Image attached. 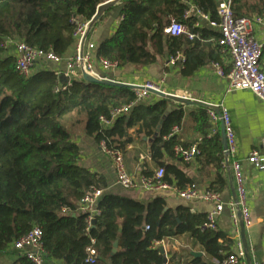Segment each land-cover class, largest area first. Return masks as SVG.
I'll return each instance as SVG.
<instances>
[{"label": "trees", "instance_id": "trees-1", "mask_svg": "<svg viewBox=\"0 0 264 264\" xmlns=\"http://www.w3.org/2000/svg\"><path fill=\"white\" fill-rule=\"evenodd\" d=\"M107 1L0 0V254L9 252L15 241L39 226L45 256L64 264H163L160 243L184 234L210 260L191 256L181 262L174 254L170 262L213 264V258L220 262L231 252L234 240L210 228L207 214L183 207L164 211L163 197L145 203L107 191L103 175L78 163L81 149L72 139L71 129L83 126L84 133L99 146L104 142L107 148L125 154L144 137L153 138L163 120L150 145V157L157 168H164L162 180L183 190L193 182L171 160L178 159L177 145L186 146L173 134L174 127L183 124L184 104L165 97L137 102L132 88L89 83L83 77L69 85L56 70L40 67L33 71L39 63L29 75L16 70V55L9 52L8 40L24 41L65 58L76 44L77 21L91 20ZM117 3L121 21L115 33L97 46L98 58L116 61L120 68L145 67L182 53L184 77L210 62L229 72L230 67L222 65V59L230 55L218 44L220 34L196 26L200 21L197 14L186 15L195 6L219 21L217 0H118L110 9ZM249 10L247 0H234L236 18H253ZM172 20L199 37L189 40L169 35L166 28ZM208 38L215 45L209 52L200 50L202 40ZM128 104H133L128 115L111 119L114 108ZM198 106L192 116L203 138L196 157L215 169L209 190L222 193L227 182L220 120L211 117L210 108ZM169 108L171 112L166 114ZM103 119L111 123L107 125ZM142 174L153 176L154 172L143 166ZM92 189L103 191L94 225L80 205ZM116 241L118 250L111 256ZM89 248L96 250L94 262L88 261ZM14 254L13 264H35L18 251Z\"/></svg>", "mask_w": 264, "mask_h": 264}, {"label": "crops", "instance_id": "crops-1", "mask_svg": "<svg viewBox=\"0 0 264 264\" xmlns=\"http://www.w3.org/2000/svg\"><path fill=\"white\" fill-rule=\"evenodd\" d=\"M117 2L118 0H111ZM250 10L248 13L253 18H264V0H247ZM119 3L104 14L102 19L90 31L88 40L96 46L106 38L111 37L120 21L121 13ZM195 7V6H191ZM190 7V15H196L195 10ZM199 17V16H198ZM199 25H204L211 30L217 31L209 26L203 18L197 22ZM196 23V26L198 24ZM219 33V32H218ZM254 35L257 40L263 45V53L261 66L264 69V25L256 24L254 26ZM213 40L210 38L202 40L199 46L200 50L209 52L214 46ZM72 47L66 57H69L75 51ZM13 53L14 48L11 46ZM224 52V51H223ZM226 53V52H225ZM229 55V54H228ZM66 57L60 63L54 62H39L33 71L41 68H49L56 71L65 72ZM184 54H180L178 61H172V58H159L158 62L145 67H135L126 65L125 67L116 70L105 71L98 67L102 77L113 79L116 81L143 85L148 82L155 83L159 87L171 94L189 97L194 100L203 101L212 105L225 106L230 114L232 126L234 128L237 140V156L242 162V169L245 175L246 189L248 193V205L250 209V223L245 226V237L248 244V251L251 259H259L264 261V170L255 169L247 160L248 156L255 149H261L264 144V101L249 90H234L226 92L228 79L218 74L217 68L213 62L206 64L197 70L192 76L184 77L181 73L183 66L182 60ZM222 65L226 68H231V59H222ZM41 63V64H40ZM64 77V76H62ZM66 81H68L66 79ZM159 96L150 94L144 99V102L150 103L157 100ZM200 106L185 105L184 121L181 127L174 133L179 137L185 147L199 144L203 135L197 129V124L193 119L192 114L197 112ZM218 122L220 119H217ZM221 127V123H219ZM72 139L81 149V156L78 163L90 169L93 172L103 175L108 183L107 191L117 193L126 197H130L145 203L152 201L156 197L165 199V209L176 210L179 207L186 208L191 213L207 214L212 211L216 204L208 200H186L178 195L174 189H163L157 191H145L142 189H125L117 183V176L111 158L102 151L94 138L87 136L83 131V126H78L71 129ZM211 134V133H210ZM210 136V135H209ZM222 137V136H221ZM152 142L142 139L140 142L129 146L124 155L126 168L130 174L139 176L142 174L143 166L152 170L154 173L157 167L152 162L150 157V145ZM183 146V145H182ZM171 163L176 164L188 177L196 184V186L204 190H209L212 182L216 177V172L213 166L206 165L202 159L195 157L189 162H184L181 159L171 160ZM224 176L227 186L221 194V199L224 203L235 200L236 185L233 178L231 166L225 163ZM81 205V203H80ZM217 229L226 233L236 242L234 227L231 220V210L228 205H225L224 210L218 216ZM164 246L168 257L177 255L181 262L189 260L192 253H202L198 258H204L206 261L210 259L201 246L196 244L188 235L168 238L160 246ZM234 245L231 251H234ZM13 249L7 253L0 254V264H13L15 254ZM247 261V259H246ZM213 264H219L218 260L211 259ZM248 263V261H247ZM41 264H64L62 261H54L48 257H44ZM249 264V263H248Z\"/></svg>", "mask_w": 264, "mask_h": 264}, {"label": "built area", "instance_id": "built-area-1", "mask_svg": "<svg viewBox=\"0 0 264 264\" xmlns=\"http://www.w3.org/2000/svg\"><path fill=\"white\" fill-rule=\"evenodd\" d=\"M111 1V0H109ZM219 2L218 14L219 21L211 20L209 15L204 14L196 7H191L195 10L200 18L206 20L210 27L217 29L220 37L218 44L223 51L230 55L231 68L228 73H225L219 64H214L217 68L218 74L228 79L226 92L234 90H249L264 101V69L261 66L263 45L257 40L254 35V26L256 24L264 25V18H236L233 11L234 0H217ZM190 15V10L186 12ZM90 22L77 21V29L75 31V51L69 57H66L65 72L57 71V74L64 76L68 80V84L76 78H82V72H87L99 77L102 75L98 71V67L105 71L116 70L119 64L116 61H111L106 58H98L96 56L97 46L88 40L90 29ZM199 25V23H197ZM166 33L171 36H184L189 40L198 38V34L192 32L185 24L172 20L166 28ZM8 45L12 46L16 55V70L25 75H29L34 65L39 62H54L60 63L64 58L57 56L52 51H45L41 48L31 46L24 41L8 40ZM178 53L172 61L180 59ZM185 61V58L182 62ZM143 90H135L137 95V102L147 98L150 93L147 89L162 90L159 85L148 82L141 85ZM133 104L116 107L111 112V119L118 116L128 115ZM222 120L225 125V131L228 142V155L225 163L231 166L234 182L236 185V199L224 203L221 199V194L212 190L199 189L195 183L187 185L183 190L175 186L169 185L162 179L164 177V168H158L153 176L141 174L134 176L128 172L124 155L120 150L109 149L103 142L100 148L112 160L117 183L125 189H142L145 191H157L163 189H174L178 195L186 200H208L213 201L216 206L207 215L208 226L212 229L217 228L218 216L222 213L225 205H228L231 210V220L234 227V234L236 235V242L234 251H231L219 264H248L245 258V247L241 237V222L244 225L250 223V209L248 205V193L246 189L245 175L242 169V162L237 156V140L234 128L232 126L230 114L228 109L220 105ZM210 115L214 120L219 119L217 114L210 109ZM105 124H110L111 121L103 119ZM179 129L174 127L173 134ZM175 152L178 159L184 162H189L194 159L199 153L198 145L182 146L177 145ZM247 160L257 170H264V144L261 149H255L248 156ZM102 190L92 189L89 191L81 201V210L90 214L88 221L91 222L96 214H98L97 203L102 195ZM66 211V210H64ZM148 228V227H147ZM42 230L39 226L33 227L26 235L15 241L13 250L26 255L35 264H41L45 257L44 250L41 244ZM162 243V242H161ZM88 261L94 262L96 257V250L89 248ZM194 264V263H190ZM251 264H264V261L259 259H252Z\"/></svg>", "mask_w": 264, "mask_h": 264}, {"label": "water", "instance_id": "water-1", "mask_svg": "<svg viewBox=\"0 0 264 264\" xmlns=\"http://www.w3.org/2000/svg\"><path fill=\"white\" fill-rule=\"evenodd\" d=\"M113 3H115V1H107V2H105L103 4H101L98 7V10H97L95 16L91 19L90 29H92V27H94L96 25V23L104 16V14L110 9V7L113 5ZM82 77H83V79L86 82H89V83H101V84L112 85V86L128 87V88H132L134 90H143L144 89V87L141 86V85L128 84V83L116 81V80H113V79H109V78H106V77H99V76H96V75H93V74H89V73H87L85 71L82 72ZM147 90L150 93L155 94V95H157L159 97L169 98L171 100H174L176 102L182 103L184 105H203V106H206V107L212 109L217 114V116L220 119L223 153H224V156H225V159H226V157L228 155V151H227L228 142H227V136H226V131H225V125H224V122H223V120L221 118L222 117V113H221V109H220L219 106L212 105V104H209V103H206V102H203V101L194 100V99H191L189 97H185V96H181V95L167 93V92H165L163 90H157V89H152V88H148ZM170 112H171V108H169L167 110L166 114H169ZM162 123H163V120L161 121L160 125L158 126V130H157V132H156V134H155V136L153 138L144 137L143 139L145 141L152 142L157 137V135H158V133L160 131ZM164 211H166V209ZM94 223H95V220H92L91 225H94ZM241 237H242V240L244 242V247H245V258L247 259L248 263L251 264V260L252 259L250 258V254H249V251H248V244L246 242V237H245V225H244L243 221L241 222ZM159 249L162 252V254L164 255L163 256V264H168L169 260H168V257L166 255V251H165L164 246L161 245L159 247ZM117 250H118V241H116L114 243V248L112 250L111 256H113V254H115L117 252ZM201 254L202 253H192V255L195 256V257L201 256Z\"/></svg>", "mask_w": 264, "mask_h": 264}, {"label": "rangeland", "instance_id": "rangeland-1", "mask_svg": "<svg viewBox=\"0 0 264 264\" xmlns=\"http://www.w3.org/2000/svg\"><path fill=\"white\" fill-rule=\"evenodd\" d=\"M10 53H12L13 52V50L10 48V51H9Z\"/></svg>", "mask_w": 264, "mask_h": 264}]
</instances>
